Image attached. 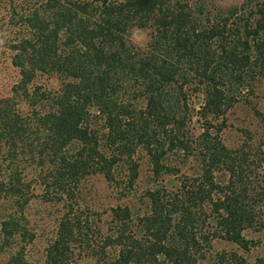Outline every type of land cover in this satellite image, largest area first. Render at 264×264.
<instances>
[{
  "label": "trees",
  "instance_id": "obj_1",
  "mask_svg": "<svg viewBox=\"0 0 264 264\" xmlns=\"http://www.w3.org/2000/svg\"><path fill=\"white\" fill-rule=\"evenodd\" d=\"M2 58L17 70L0 96V250L15 264L35 196L61 210L44 264H202L216 239L248 250L244 231L264 230V153L222 135L264 85V0H0ZM94 175L117 193L105 225L82 195Z\"/></svg>",
  "mask_w": 264,
  "mask_h": 264
},
{
  "label": "rangeland",
  "instance_id": "obj_2",
  "mask_svg": "<svg viewBox=\"0 0 264 264\" xmlns=\"http://www.w3.org/2000/svg\"><path fill=\"white\" fill-rule=\"evenodd\" d=\"M242 1L203 0L206 8L212 12ZM147 38V29L134 28L131 30V39L134 43L143 44ZM16 76V68L10 64L9 59L2 58L0 60V96L9 93V88ZM48 84L55 86L56 82L50 79ZM226 122L227 126L222 135L229 146L236 147L242 143H249L255 147L259 144L264 153V85L262 83L256 84L252 94L240 98L227 111ZM251 156L252 154L249 160L252 159ZM258 156L261 157V154ZM23 169L28 176L33 171L29 165L23 166ZM147 169V164L144 163L141 168L142 178L146 176ZM81 189L84 202L92 210L100 213L101 224L105 225L104 222L109 216V208L117 202L116 191L100 175L85 179L81 184ZM35 192L40 193V187L36 188ZM60 212L58 205L45 201L40 196L32 198L25 207L24 216L27 227L34 232L32 242L28 243L24 250L26 264H44L45 247L54 234ZM244 235L252 240L248 250H243L231 241L216 239L210 249L209 258L202 264H233L232 253L234 252L245 258L248 263L257 264V259L264 257V230L248 229L244 231ZM10 254L7 250H0V264H15L10 260ZM75 264H95V260L90 255L81 253L77 256Z\"/></svg>",
  "mask_w": 264,
  "mask_h": 264
}]
</instances>
